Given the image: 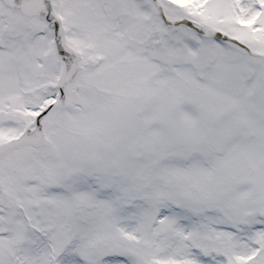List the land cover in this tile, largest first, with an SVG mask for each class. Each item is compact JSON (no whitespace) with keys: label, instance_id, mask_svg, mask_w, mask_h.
Here are the masks:
<instances>
[{"label":"snow or ice","instance_id":"obj_1","mask_svg":"<svg viewBox=\"0 0 264 264\" xmlns=\"http://www.w3.org/2000/svg\"><path fill=\"white\" fill-rule=\"evenodd\" d=\"M0 264H264V0H0Z\"/></svg>","mask_w":264,"mask_h":264}]
</instances>
